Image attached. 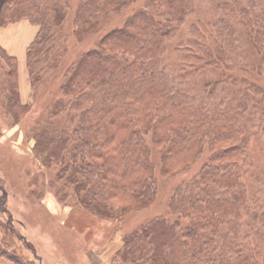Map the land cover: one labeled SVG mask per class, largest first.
I'll list each match as a JSON object with an SVG mask.
<instances>
[{
	"label": "trees",
	"instance_id": "1",
	"mask_svg": "<svg viewBox=\"0 0 264 264\" xmlns=\"http://www.w3.org/2000/svg\"><path fill=\"white\" fill-rule=\"evenodd\" d=\"M44 1L0 0V27L25 19L39 26L26 54L28 74L33 79L42 71L40 61L53 54L49 47L54 41L53 29L64 28L70 5L68 0H53L52 25ZM137 1L79 0L77 34L97 27L111 14L133 10L122 26L107 32L95 48L67 68L59 103L64 112H72L75 128L70 134L64 132L61 138L49 140L40 130L36 151L56 161L64 160L69 152L67 169L74 167L75 175L71 183L78 189L87 187L84 202L98 212L108 207H137L155 198L158 181L154 152L160 156L163 175H172L193 166L209 151L208 161L190 184L176 191L170 205L176 217L150 220L126 237L127 246L139 251L130 257L141 260L139 264H264V234L241 250L240 244L228 242L233 241L231 235L235 238L237 229L228 219L237 218L246 204L241 168L251 138L240 120L248 111V100L233 112H209L205 103L179 90L162 60L167 42L191 13L192 1L149 0L134 9L131 6ZM222 1L228 2L224 10L241 20L251 37V48L263 54L264 9L258 11L260 0ZM190 33L192 39L177 47L182 77L207 66L227 64L231 32L203 24L192 26ZM0 56L9 67L6 74L10 77L3 95L7 93L10 112L19 111L23 105L18 59L2 47ZM57 103L55 114L61 107ZM3 183L0 177V211L8 212ZM225 223L229 230L220 250L217 236ZM1 258L28 264L10 254L0 241Z\"/></svg>",
	"mask_w": 264,
	"mask_h": 264
},
{
	"label": "rangeland",
	"instance_id": "2",
	"mask_svg": "<svg viewBox=\"0 0 264 264\" xmlns=\"http://www.w3.org/2000/svg\"><path fill=\"white\" fill-rule=\"evenodd\" d=\"M68 1L64 28L52 26L54 41L49 47L53 48V54L48 60L40 61L42 71L36 79L28 74L26 54L39 26L25 19L0 27V47L18 59L19 96L23 105L19 111L9 110L7 93L3 95L10 79L6 74L9 67L0 56L3 66L0 67V177L8 193L5 204L8 212L0 211V241L10 254L28 264H139L141 260L133 261L130 257V253L139 251L127 246L126 237L150 220L161 217L173 220L176 216L170 205L176 191L190 184L211 153L205 151L200 160L185 170L163 175L160 156L154 152L158 190L151 202L126 209L108 207L103 209L106 213L87 206L84 202L87 187L78 189L77 184L71 183L75 175L74 167L67 169L69 152L65 153L66 161H56L51 156L44 158L36 151L37 138L42 134L40 130L48 140L73 132L75 126L70 119L73 114L64 112L59 103L63 98L61 85L65 72L95 48L102 36L122 26L133 9L111 14L101 19L97 27L77 34L75 16L79 0ZM145 1L149 0H138L131 7L139 8ZM191 1V13L166 44L163 68L174 78L179 90L205 103L209 112H233L248 100V111L240 120V126L248 129L251 138L241 168L244 186L241 192L246 204L237 218L228 219L237 227L235 238L232 234L233 241L228 242L240 244L241 250L264 234V52L259 54L251 48V37L241 20L224 10L223 5L228 2ZM52 2L45 0L43 8L50 12L49 20L54 25ZM261 9L264 0H260L258 11ZM203 24L217 25L232 33L226 50L227 64L207 66L187 78L182 77L177 47L192 39V26ZM56 103L61 106L56 108L60 109L58 114H55ZM228 230L225 223L217 236L220 250Z\"/></svg>",
	"mask_w": 264,
	"mask_h": 264
},
{
	"label": "crops",
	"instance_id": "3",
	"mask_svg": "<svg viewBox=\"0 0 264 264\" xmlns=\"http://www.w3.org/2000/svg\"><path fill=\"white\" fill-rule=\"evenodd\" d=\"M0 264H14V263L12 261H10V260L5 259V258H1L0 259Z\"/></svg>",
	"mask_w": 264,
	"mask_h": 264
}]
</instances>
